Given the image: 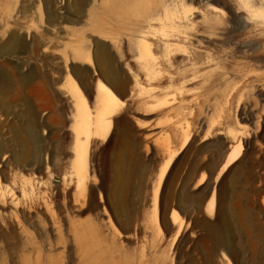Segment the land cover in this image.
Listing matches in <instances>:
<instances>
[{"label":"rangeland","instance_id":"374dc122","mask_svg":"<svg viewBox=\"0 0 264 264\" xmlns=\"http://www.w3.org/2000/svg\"><path fill=\"white\" fill-rule=\"evenodd\" d=\"M110 1L0 0V264H264V0H180L168 6L170 24L157 20V0L114 11ZM171 32L183 38L167 57L180 74L166 68L150 80L131 55L136 41L162 57L155 42ZM10 37L21 46L7 54ZM96 44L123 104L108 137L88 145L83 194L71 131L79 99L64 77L93 111L103 77L73 56ZM182 131L189 139L158 190L159 232L152 192ZM237 140L241 153L221 169ZM22 142L23 162L13 163Z\"/></svg>","mask_w":264,"mask_h":264},{"label":"bare ground","instance_id":"6f19581e","mask_svg":"<svg viewBox=\"0 0 264 264\" xmlns=\"http://www.w3.org/2000/svg\"><path fill=\"white\" fill-rule=\"evenodd\" d=\"M157 1L159 5L161 6V13L158 15L157 20L160 22H164V24H170V21H166V20H170L168 6L177 4V2H180V0H157ZM247 3L248 1L246 0V4ZM110 4L112 7V11H114L122 6L123 0H111ZM73 6L75 7H73L72 10L75 12L77 6L76 5H73ZM211 10L216 12L215 9H211ZM150 23L151 22L148 21V24ZM179 33L180 32H171L169 34H165L162 36V38L158 39V41L155 42V46H156L155 50L157 52H160L162 54V57L153 56L152 49H151V44L153 45V42H149L145 38H141L138 41H136L139 51L133 52V54L131 55L133 58H135L138 68H140L143 71L145 77H147L150 80H156L159 72H161V70H164L166 68L171 69L173 73L176 75L180 74V71H178L180 70V65H178L175 61L170 62L169 59L167 58L169 53L173 51H178V49H181V43L183 42V38ZM8 40L6 41L7 43H4V50L3 49L2 50L5 51L7 54L16 52V50L19 49V45L21 46L19 39L17 37L16 38L10 37V39ZM100 44L99 46L97 44L96 46L94 45V49L92 52H90L89 49H82V50L76 49L74 51V56H73L74 58L73 62L75 58L76 59L82 58L83 63L85 65L89 67H91L92 65H95L97 69H99V71L101 72V76L103 77V81L98 80L96 83L97 94H96L95 109L93 111L90 110L88 103H87V99L85 95L82 93V91L78 88L74 77L69 73H66L64 77L67 83L71 87V88L63 89L65 90L66 95H69L70 97L73 96V99H75L74 96L79 99V101L77 102L76 108H75L74 119L71 125V131L73 133L74 168L76 171L78 183L81 184L83 187L82 188L83 194L85 192V185H86L85 178L87 176L86 164H87V155H88V145L90 143H93L96 139L105 140L108 137V134H109V131L112 125L113 116L119 111L120 108H122L121 106L123 104V102L118 100L116 95L109 88V83L113 81L111 77L112 76L111 62H110L106 49L102 48ZM192 55L194 56V54ZM73 69L74 68L71 66L70 70L75 75ZM83 69L84 71H88L86 66H84V68L82 67V70ZM114 82H115V77H114ZM169 83H172V82L169 81ZM164 87L166 86H163V85L161 86L160 84H156V88L158 89L159 88L162 89ZM140 89L142 88H139V90ZM158 95H161V94L159 93ZM158 95H156L155 97H157ZM158 101L159 100H157V102ZM163 102H160V103L162 104ZM31 121L32 120H30L29 125H35ZM26 131H27L26 132L27 137L28 136L30 137L29 141L34 140V142H36L37 141V139H35L36 135L33 132L34 130H32L31 126H29ZM182 132H183L182 141L176 151H173V152L171 151L170 153L168 152L169 154L167 155V159L165 160L161 169L159 170V173L157 176V183L152 192L153 225L155 229L159 232H161V229L158 224V217H157L158 190H159L160 183L166 173V170L172 161V158L175 156L176 153H178L185 146V144L187 143L189 139V133L187 131H182ZM27 143H24V142L20 143V149H21L22 155L19 152L16 155H12L11 159L13 163L17 164V163L23 162V157L25 156V155L23 156V151L28 150L27 146L28 144H30V143L28 144ZM163 143H164V146L166 147V150H168L169 149L168 148V144H169L168 137H165L163 139ZM1 149L2 148L0 147V151ZM118 152H119V149H118ZM124 153L125 152L123 151V155ZM240 153H241V144H240V141L237 140L236 143L232 145L227 162L221 167V169H224L227 164L234 161ZM120 155L117 157V162L118 164L120 163V166H121V163H123L121 162L122 160L121 158H123V156L121 155L122 156L121 157ZM118 177H121V176L119 175ZM199 179L200 181L204 180L205 174L202 173ZM119 180L121 181V178H119ZM121 185H123V183ZM118 186H120V184ZM118 188L116 189L118 190ZM213 206H214V198L213 196H210L206 202L205 211L209 213L212 212ZM171 220H172V223H176L180 220V217L177 212L173 211L171 213ZM178 232H179V227H177L173 232V235H172L173 240L176 239ZM21 256L22 255H20L19 256L20 258L18 259H20L22 262V260L26 258V256H24L23 259H21ZM4 257H5L4 251L0 250V258H2L3 261H4Z\"/></svg>","mask_w":264,"mask_h":264},{"label":"water","instance_id":"95a60500","mask_svg":"<svg viewBox=\"0 0 264 264\" xmlns=\"http://www.w3.org/2000/svg\"><path fill=\"white\" fill-rule=\"evenodd\" d=\"M207 198H208V195L205 198V201L207 200ZM164 223H165V226L168 228L169 231H172L173 230L172 224L170 223V221H168L167 219H165V222Z\"/></svg>","mask_w":264,"mask_h":264}]
</instances>
